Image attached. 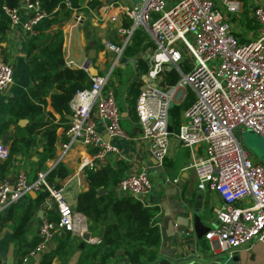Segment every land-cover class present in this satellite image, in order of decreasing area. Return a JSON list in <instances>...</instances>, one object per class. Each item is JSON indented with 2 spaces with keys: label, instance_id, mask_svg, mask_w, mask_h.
<instances>
[{
  "label": "built area",
  "instance_id": "built-area-1",
  "mask_svg": "<svg viewBox=\"0 0 264 264\" xmlns=\"http://www.w3.org/2000/svg\"><path fill=\"white\" fill-rule=\"evenodd\" d=\"M64 4L76 13L74 23H80L82 15L71 1L65 0ZM111 8L106 5L102 10L105 13ZM241 9L240 0H140L131 6L120 5L129 26L121 21L116 27L123 40L121 46L107 44V49L116 54V62L138 30L145 31L156 46L148 73L150 82L138 97L136 114L142 137L150 142L151 154L161 165L168 154L170 112L176 95L186 89L194 92L195 101L185 111L175 136L193 156L191 167L198 175V190L222 197L223 204L212 210L217 227L205 238L217 241L229 255L251 247L255 241L264 244V165L252 158L236 135L249 131L264 139V0L251 9L258 35L250 41L241 40L226 17ZM3 11L10 25L26 35H34L49 16L37 0H22L16 7L5 5ZM185 52L194 60L187 73L180 68ZM165 65H174L182 75L175 85L161 89L153 83ZM113 68L94 76L91 86L79 90L69 103L70 140L63 143L59 160L77 144L91 148L89 156L81 161V171L95 170L109 156L120 154L99 133L94 114L109 139L132 140L121 125L122 114L110 87ZM13 80L14 67L0 49V92L8 89ZM200 147H204V156L196 158L195 151ZM9 157L8 147L0 143V214L29 193L43 190L59 212L57 220H43L36 245L23 258L24 263L40 264L37 258L59 233L81 239L88 235L89 219L72 208L64 187L51 186L46 171H39L35 178L25 170L19 171L14 182L3 177L2 165ZM117 187L122 194L144 201L154 190V182L142 167L120 179ZM248 198L253 201L251 207H238Z\"/></svg>",
  "mask_w": 264,
  "mask_h": 264
},
{
  "label": "crops",
  "instance_id": "crops-1",
  "mask_svg": "<svg viewBox=\"0 0 264 264\" xmlns=\"http://www.w3.org/2000/svg\"><path fill=\"white\" fill-rule=\"evenodd\" d=\"M18 1L20 4L22 0ZM136 2L79 0L78 6L74 8L82 15L83 20L78 24L74 23L76 13L69 10L68 16L60 15L51 27L37 28L34 35H26L22 30L13 28L10 23L0 33V49L4 59L14 67L13 84L0 92V143L3 144V136L9 133L6 146L10 151L9 159L2 165L3 177L14 182L19 171H27L31 178H35L39 171H46L49 173L48 181L51 186L65 188L67 200L75 210L79 196L90 189V173H98L100 179H103L102 183L105 182L106 185L102 184L97 189L98 197L104 198L110 194L117 199L132 197L118 190V180L142 167L147 169L154 182L151 195L141 202L148 208L152 222L159 229L160 242L157 246L143 247L144 253L140 254L137 263L131 262L132 251L126 248L127 244H122L114 256L107 258L109 246H104L103 236L108 226L116 222L113 216H110L108 222H98L95 225L89 221L88 239L59 233L37 260L40 264H150L160 259H172L178 264H221V258L230 256L225 264H264V244L260 242L255 241L251 247L242 248L229 255L225 247L217 241L205 238L209 232L198 236L191 228L192 234L180 239L177 226L169 229V220L175 222L180 217L191 218L193 210L201 207L200 225L213 230L218 222L212 210L214 206L222 205L223 200L217 193H202L198 190V175L191 167L193 156L189 149L181 146L175 136L183 122L185 111L195 101V94L191 89L178 93L172 105L181 106L180 121L176 126L170 115L172 132L168 154L162 165L153 158L150 142L142 137L136 104L140 93L150 82L148 73L152 67L156 46L142 30L133 36L129 45L130 51H124L118 62L116 54L107 49L108 43L121 46L123 42L116 27L121 21L124 26L128 21L119 10L120 5L131 6ZM256 4L258 1L254 6ZM106 5H112V8L104 13L102 8ZM227 19L229 20L228 17ZM236 27L243 28L233 25L234 32ZM59 41L63 67L86 72L90 84L94 76L103 75L110 67H114L110 87L115 92L122 114L121 125L132 140L110 138V143L119 149L120 154L109 156L95 170H80L82 159L87 158L92 149L79 144L73 146L65 158L59 160L63 143L70 140L67 131L71 112L63 117L55 110L53 98L62 94L56 82L40 88L38 79L32 74V58L40 57L43 49H48L46 56L50 57L52 46ZM186 55L185 52L184 61L180 65L183 73H187L193 66L188 65ZM170 72H175L179 77L182 75L174 65H165L164 71L153 85L166 89L169 86L166 75ZM145 76L148 77L147 82L143 80ZM25 93H33L32 102L38 108L30 116L21 117L16 123L12 110ZM94 116L97 129L105 139L107 133L104 125L96 114ZM21 121L22 124H19ZM203 156L204 147H200L195 151V157ZM175 179L179 182L174 183ZM252 205V199L248 198L241 201L238 207L249 208ZM58 216L55 202L44 190L33 195L29 193L8 207L0 214V264H34V261L24 263L23 258L36 245L43 220H55ZM94 239L100 240V243H94ZM234 257L237 260H233Z\"/></svg>",
  "mask_w": 264,
  "mask_h": 264
},
{
  "label": "trees",
  "instance_id": "trees-1",
  "mask_svg": "<svg viewBox=\"0 0 264 264\" xmlns=\"http://www.w3.org/2000/svg\"><path fill=\"white\" fill-rule=\"evenodd\" d=\"M37 1L49 13L48 18L37 27L39 29L51 27L60 15H69V9L64 4L65 0ZM69 1L74 7L78 6L79 0ZM18 4V0H0V33L5 31L9 23L3 7L5 5L16 7ZM58 7H60L58 12H55ZM125 26H129V23H126ZM141 32L142 30H138L135 35ZM52 49L50 57L46 56L48 49H43L40 57L32 58V74L33 77L35 76L38 79L40 88H44L46 85L51 86L53 82L58 84V89L62 94L53 98V105L55 110L64 117L70 112L69 103L73 96L79 90L90 87L91 84L86 72L63 67L60 41L54 47L52 46ZM128 50L130 51V46L125 49V51ZM166 76L169 86L175 85L180 78L175 72H170ZM32 100L33 93H25L19 98L16 107L12 110L13 119H16V123L21 117L30 116L34 110L37 111L38 107L33 104ZM180 112L181 106L171 108L170 115L176 126L180 121ZM89 181L90 189L79 196L77 211L84 213L94 225L98 222H108L110 216L115 217L116 222L108 226L103 236L104 246H109L107 258L114 256L122 244H127L126 248L132 251V254H130L131 262L137 263L140 254L144 253L143 247L157 246L160 242L159 229L152 222L148 208L134 197L117 199L112 198V194L105 198L98 197L97 189L105 183H102L103 179H100L98 173H90Z\"/></svg>",
  "mask_w": 264,
  "mask_h": 264
},
{
  "label": "rangeland",
  "instance_id": "rangeland-1",
  "mask_svg": "<svg viewBox=\"0 0 264 264\" xmlns=\"http://www.w3.org/2000/svg\"><path fill=\"white\" fill-rule=\"evenodd\" d=\"M135 1H137L136 3L140 2V0ZM256 1L261 0H240L242 4L241 11L238 14H230L226 16L231 21L232 26L238 25L243 27L240 29L236 27L237 29L235 33L247 41L256 38V36L258 35V27L254 24L250 15L251 9ZM186 54V60L188 61V65H194L192 56L189 53ZM143 80L147 82L148 77H143ZM243 137L245 138L244 141L242 139ZM240 141L242 145L250 152L252 158L257 162H261L264 165V139L247 131L245 134L242 135Z\"/></svg>",
  "mask_w": 264,
  "mask_h": 264
},
{
  "label": "water",
  "instance_id": "water-1",
  "mask_svg": "<svg viewBox=\"0 0 264 264\" xmlns=\"http://www.w3.org/2000/svg\"><path fill=\"white\" fill-rule=\"evenodd\" d=\"M125 59H122V61H124ZM7 90V89H6ZM71 120H72V117H71ZM19 124H22V121L19 123ZM169 131L170 133L172 132V128L169 127ZM238 138H241L242 135L241 133H237L236 134ZM8 138H9V133H6L4 136H3V144H7L8 143ZM243 141L245 140V138L243 137L242 138ZM105 140L106 141H109V136L107 135L105 137ZM31 195L35 194V193H30ZM199 200L201 199V197L198 198ZM201 209V207H196L194 210H193V215L192 217H180L178 218L175 222L172 221V220H169V229H172L174 228L175 226L178 227V237H180V239H182L185 235H189V234H192L191 232V228H193V231H195L197 233L198 236H201L203 234H206L207 232L210 231L209 228H205L203 226H201V217L199 216V210ZM85 239H88V235H86L84 237ZM230 259V256H225L223 258H221L219 260V262L221 264H225L227 262V260ZM233 260H237L234 259ZM150 264H178L176 261H173L172 259H160V260H157L155 261L154 263H150Z\"/></svg>",
  "mask_w": 264,
  "mask_h": 264
}]
</instances>
